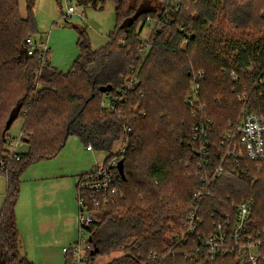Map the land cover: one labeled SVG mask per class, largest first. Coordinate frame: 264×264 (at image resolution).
Instances as JSON below:
<instances>
[{"label":"trees","instance_id":"trees-1","mask_svg":"<svg viewBox=\"0 0 264 264\" xmlns=\"http://www.w3.org/2000/svg\"><path fill=\"white\" fill-rule=\"evenodd\" d=\"M37 1L25 0L27 17L23 18L20 0H0V161L6 162L5 171L0 168V176L5 175L8 182L0 215L2 259L9 264H26L19 252L21 241L15 215L21 176L26 170L35 163L54 159L72 136L98 152L112 153L114 145L124 138L123 122H128L132 132L121 155L122 172L118 166L123 198L118 207L102 211V222L91 229L89 264L98 257L117 253L124 256L111 264H152L151 256L167 255L172 247L169 238L182 232V223L191 212L200 184L196 175L201 158L193 140L197 118L186 104L194 74L206 72L201 99L206 117L214 122L210 158L216 166L219 158L214 152L220 137L240 113L237 93L250 92L253 111L264 116V85L253 89L257 75L246 72L251 61H257V53L264 60V47L256 43L239 48V55L232 62L215 56L209 49L205 29L207 22H217L218 6L212 0H201L199 10L195 8L199 12L197 19L191 18L196 10L188 9V0H178L175 7L167 3L163 6L160 0L154 6L152 0H76L93 6L113 2L117 26L108 45L97 51L93 50L87 31L78 29L80 55L73 69L65 74L51 64L41 66L40 55L28 54L26 40L38 33L34 12ZM223 11L236 30L264 26V0H226ZM150 16L158 18L161 29L154 33L148 56L141 59L138 51L142 31L138 27L140 23L145 25ZM188 33L194 37L183 52L180 44ZM134 68L138 70L140 85L128 96L124 118L107 114L101 106L104 94L100 88L113 86L115 92ZM260 68H264V62ZM224 70L236 71L239 80L234 82ZM40 85L42 88H38ZM13 116L16 118L12 126L18 119L25 122L21 142L28 151L9 159L4 153L12 128L7 130V125ZM111 157L113 154L107 161ZM170 183L186 204L180 210L174 208L178 200L168 195L166 188ZM248 201L255 204L250 222L255 234L264 229V162L259 170L250 166L241 177L220 179L212 196L200 207L203 224L198 233L188 244L179 246L176 254L155 264H239L230 256L216 261L205 254L197 256L193 242L209 236L214 224L225 215L233 216L234 205ZM171 206L174 229L168 226L170 218H166ZM177 217L182 219L179 223ZM66 257V264H72V256Z\"/></svg>","mask_w":264,"mask_h":264},{"label":"built area","instance_id":"built-area-1","mask_svg":"<svg viewBox=\"0 0 264 264\" xmlns=\"http://www.w3.org/2000/svg\"><path fill=\"white\" fill-rule=\"evenodd\" d=\"M76 13L77 8L69 6L64 17L71 18ZM181 30L185 31V28L182 27ZM193 37V33H188L186 39L190 41ZM152 45V39L141 44L138 51L141 59L148 56ZM26 46L30 56L40 55L41 66L50 65L48 40L43 38L37 40V36H31L27 38ZM246 72L251 76L257 75L253 89L264 85V68L253 66ZM223 73L230 74L234 82L240 78L236 71L224 70ZM205 76L204 70L194 74L191 90L186 97V104L191 108L193 116L197 118L193 129V140L198 146L197 153L201 158L196 175L200 179V184L196 189L194 203L182 232L171 238L172 247L167 255L161 258L154 254L151 256L152 264L176 254L179 246L188 244L192 236L198 233L203 224L200 218V207L208 197L212 196V189L220 179L226 176L241 177L249 172L250 166L259 170L264 162V116L253 111L251 93L247 91L237 93L241 106L240 113L221 135L219 147L214 152L219 162L216 166L212 165L210 133L214 122L206 117V107L201 99V83ZM139 85L138 70L134 68L120 88L104 95L101 102L102 109L109 115L124 118L128 96L137 91ZM141 97L144 98V94H141ZM144 116L145 113L142 112L141 117ZM123 128L124 138L121 141L125 145L128 142V135L132 132V126L128 122H123ZM18 144L19 142L14 143V141L10 144L13 152L8 156L9 159L19 156L16 154ZM88 150L92 151V146H88ZM124 152L125 149H122V153ZM119 162L120 159L117 157L107 161L82 175L78 181V239L75 244L64 247L62 250L65 255L72 256V264H89V254L92 250L91 229L102 222L100 216L102 211L118 207L123 198L120 194L122 180L118 172ZM5 167L6 162L0 161L2 171H5ZM254 205L253 201L234 205L233 216L225 215L214 224L209 236L199 239L197 243L193 242L197 256L205 254L211 261L230 256L235 257L239 264H264V229L255 234L250 229ZM0 264H9L2 259L1 254Z\"/></svg>","mask_w":264,"mask_h":264},{"label":"rangeland","instance_id":"rangeland-1","mask_svg":"<svg viewBox=\"0 0 264 264\" xmlns=\"http://www.w3.org/2000/svg\"><path fill=\"white\" fill-rule=\"evenodd\" d=\"M160 1L163 3V6H165V3H167V5L175 7L179 3L178 0H160ZM160 1L152 0L151 4L152 6L158 5ZM212 1L215 2L216 6H218V10L216 12L217 22L214 24H212V22H207L205 29L208 32L207 38L209 39V44H208L209 49L215 56L220 57V59L222 60L232 62L239 55V48H243L244 46L246 47L252 46L253 44L256 43H261L262 47H264V26H261L257 29L251 28L246 31L236 30L234 29V27H232V25H230L229 19L227 18L225 12L223 11L225 8L226 0H212ZM200 3L201 0H188V2H186L185 5L186 6L189 5L188 9H190V7H193L194 9L195 8L198 9ZM69 6H75L77 8V13L71 18L65 19L64 16L66 15ZM20 8H21V16L23 18H26L27 9H26L25 0H20ZM198 10L196 11L193 10V12L190 14L192 19H197L199 17V12H197ZM34 12L38 25V33L36 35L37 40H41L42 38L48 40V46L50 49V54H49L50 64L52 65L53 68L65 74L69 73L73 69L74 62L80 55V49L78 46V38H79L78 29H84L87 31L92 48L94 51H97L108 45L110 41V35L116 30V26H117L115 5L111 1H108L103 5L100 3L97 6H93L92 4H87V5L80 4L76 0H69V1L68 0H38ZM262 14L264 15V11H262ZM158 21L159 20L156 16H150L145 25H143L142 23L139 24L138 27L139 31H142L140 34L141 43H144L148 39L149 40L154 39L153 36L155 35L154 34L155 31L161 29V25ZM36 36L34 35L33 37ZM215 38H217V41H214ZM189 44L190 41H188L187 39L182 40L180 44V50L186 52ZM256 59L257 61H251L252 65H250V67L254 66L260 68V65H262L264 60L262 61V58L259 56V53H257ZM40 87L42 88V85H40L38 88ZM218 97L222 98L224 97V95L223 96L220 95ZM24 125H25L24 120L18 119L12 126L11 130L8 132V141L5 145L4 157L7 158L10 155V153L13 152V147L10 145L12 141H14V143L16 142L20 143L18 146L19 148L17 149L18 154L22 155L27 153L24 152L23 150H26L28 146L25 143L21 142ZM126 145L127 143L124 145L122 141L117 142L113 148L114 150L113 157H111L108 161L115 159L116 157L118 159H122L121 156L123 155L122 149H125ZM187 162L189 161L187 160ZM166 189H168L169 191L168 195H170L172 199L178 200L174 205L175 209L180 210L183 206L186 205L183 204L184 199L178 198L177 192L173 189V183H170V185H168V188ZM7 191H8L7 177L5 175H1L0 176V215L6 201ZM77 201H78V193H77ZM174 208L172 206L169 207V212L166 215V218H170L168 226L171 229H174L176 225L171 221V219H175L174 217L175 215L173 213ZM181 220L182 219H179L177 217L176 222L179 223ZM185 222L186 221L182 223L183 228ZM173 236L174 234L169 238V240ZM77 239H78V219H77ZM19 252L22 258L27 257L29 261L32 260L33 257H31L30 255L31 247L27 249L25 246H23L21 242ZM123 256H124L123 253H117L115 255L112 256L110 255L105 257L101 256L97 258L94 264H111L117 259L122 258Z\"/></svg>","mask_w":264,"mask_h":264},{"label":"crops","instance_id":"crops-1","mask_svg":"<svg viewBox=\"0 0 264 264\" xmlns=\"http://www.w3.org/2000/svg\"><path fill=\"white\" fill-rule=\"evenodd\" d=\"M113 152L89 151L72 136L54 159L35 163L26 170L15 210L19 238L23 246L31 247L33 258L29 261L26 257V264L67 263L62 250L77 240L78 181L104 164Z\"/></svg>","mask_w":264,"mask_h":264},{"label":"water","instance_id":"water-1","mask_svg":"<svg viewBox=\"0 0 264 264\" xmlns=\"http://www.w3.org/2000/svg\"><path fill=\"white\" fill-rule=\"evenodd\" d=\"M112 90H113V86H105V87H101L100 88V92L103 93V94L109 93ZM15 116H13L12 119L8 122L7 130L11 128L12 123L14 121V118H16ZM119 169H120L121 172L123 171V162L122 161L119 162Z\"/></svg>","mask_w":264,"mask_h":264}]
</instances>
